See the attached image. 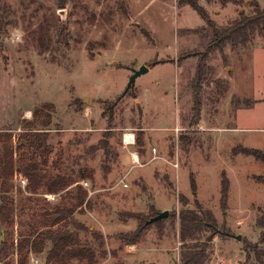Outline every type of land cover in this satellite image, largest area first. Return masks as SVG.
I'll return each instance as SVG.
<instances>
[{"label": "rangeland", "instance_id": "374dc122", "mask_svg": "<svg viewBox=\"0 0 264 264\" xmlns=\"http://www.w3.org/2000/svg\"><path fill=\"white\" fill-rule=\"evenodd\" d=\"M61 1L64 8L60 0H5L11 24L0 36V132H10L16 148L33 112L45 107L52 115L48 168L62 175L94 170V180H84L91 206L75 219L107 238L114 256L100 264H180V196L187 208L198 201L216 219L207 264H264V229L258 225L264 219V161L244 153L264 154V35L238 52L226 48V60L219 51L204 58L209 70L196 122L190 85L207 45L196 33L206 25L196 11L179 0ZM197 1L218 26L250 13L252 2L264 9V0ZM60 27L68 48L58 39ZM143 66L148 71L127 90ZM125 134L135 135L130 151L143 155L155 148L164 160L146 171L131 169ZM100 142L109 143L110 155ZM126 173L127 188L120 183ZM224 175L230 183L225 209ZM15 184L25 191L28 180L18 173ZM47 200L54 205L61 196ZM41 209L33 204L28 213ZM164 211L169 217L150 225L138 244L140 261L126 255L127 246L115 237L135 230L137 222L122 220L119 212L148 217ZM44 261L45 255L31 256L29 264Z\"/></svg>", "mask_w": 264, "mask_h": 264}, {"label": "trees", "instance_id": "16d2710c", "mask_svg": "<svg viewBox=\"0 0 264 264\" xmlns=\"http://www.w3.org/2000/svg\"><path fill=\"white\" fill-rule=\"evenodd\" d=\"M60 8L65 3L60 0ZM179 6H190L205 22V27L196 30L197 34L207 40L206 51L200 57L196 74L191 83L192 117L200 122L203 112L201 86L207 81V71L204 58L211 52L219 51L224 59V51L230 48L232 52L248 48L257 36L264 35V9L258 2H252L250 13L242 12L227 25L218 26L212 20L207 10L197 0H179ZM224 0V4L230 3ZM5 0H0V36L7 32L11 24ZM58 39L69 46L64 28H59ZM239 103V102H238ZM235 104V103H234ZM250 107L249 101L242 103ZM45 107L33 112L34 119L26 122L24 133L19 136L16 148L12 144L10 132H0V231L3 241L0 243V264H29L31 256L45 255L44 264H100L102 260L112 258L114 254L106 249L107 238L96 230L75 219L82 208L91 206L89 192L81 185L84 180H94V170L84 167L73 175L55 174L48 168V157L52 147L47 144L49 130L52 125V115L44 112ZM112 128V127H110ZM105 150L106 155L112 152L108 142L98 145ZM95 148L90 149L93 152ZM16 152L20 157L16 158ZM256 159L264 161V154L259 151H244ZM46 157V158H45ZM23 175L28 180L25 191L16 188L15 176ZM75 175V176H74ZM191 188L196 190V183L191 179ZM230 183L226 175L222 178L221 201L225 209L229 199ZM60 194L61 200L52 205L41 195ZM183 209L179 214L180 226V264H207L213 241L212 230L216 225L214 215L204 209L198 202L195 208H187L189 202L180 196ZM33 204L41 205L42 209L29 214L28 209ZM157 215L153 212L148 217L130 212H119L122 220H135V230L119 233L115 239L124 246L138 245L145 236L150 225L148 221ZM38 217V218H36ZM125 218V219H124ZM164 219L157 222L161 223ZM258 225L264 229V219L258 220ZM264 243V231L260 238ZM247 250V249H246ZM262 258L260 250H247V254Z\"/></svg>", "mask_w": 264, "mask_h": 264}, {"label": "crops", "instance_id": "0c3cea01", "mask_svg": "<svg viewBox=\"0 0 264 264\" xmlns=\"http://www.w3.org/2000/svg\"><path fill=\"white\" fill-rule=\"evenodd\" d=\"M146 131H148V130H146ZM147 135H149V132H147ZM124 148L129 150V156L126 158L128 160V162H127V160H125V162L132 165L131 169H134L136 167H140L141 169L139 171H141V172L146 171L149 169L150 166L154 165L156 160H158V159L164 160L162 157L157 155V150L155 148H152L150 150L143 152V155H140L137 151H130L132 146L124 147ZM133 157L139 160L138 164L134 165ZM178 167H179V164H178ZM130 173H132V172H130ZM135 173L138 174V171L134 172V174ZM129 175H130L129 173H126V175L124 174L123 179H121V180H124V182L127 185H128V183L126 181H127V178L129 177ZM183 175H184V172H182V174H181L180 170H179L178 178L180 179V177H181L183 179ZM132 223H134V222L132 221ZM133 228L134 227H128L129 230H131ZM124 251H125L126 255H129V257H131V258H135L137 261H140L141 257H143V254H142L143 249H140V246H138V245L127 246ZM145 257H147V256H145Z\"/></svg>", "mask_w": 264, "mask_h": 264}, {"label": "built area", "instance_id": "2783aa9c", "mask_svg": "<svg viewBox=\"0 0 264 264\" xmlns=\"http://www.w3.org/2000/svg\"><path fill=\"white\" fill-rule=\"evenodd\" d=\"M123 143H124V147H129V146H133L135 145V135L134 134H125L124 135V138H123ZM155 151V150H154ZM133 161H134V165L138 164L139 163V160L134 158L133 157ZM174 167H178V164H173ZM20 182H22L23 184H26V180L20 176ZM125 188L128 187V185L124 182V180H121L120 182ZM81 185L87 190L89 191L90 188H89V182L87 181H83L81 182ZM90 193V192H89ZM91 194V193H90ZM45 197L47 199H49L50 201H55L58 197H59V194H51V195H45Z\"/></svg>", "mask_w": 264, "mask_h": 264}, {"label": "water", "instance_id": "95a60500", "mask_svg": "<svg viewBox=\"0 0 264 264\" xmlns=\"http://www.w3.org/2000/svg\"><path fill=\"white\" fill-rule=\"evenodd\" d=\"M148 71V68L146 66L141 67L139 70L134 71V74L132 75V77L130 78L129 84H128V89H131L132 87H134L136 79L141 76L142 74L146 73ZM169 217V212L168 211H164V212H160L158 213L155 217L151 218L148 223H156L162 219H166ZM238 239L240 240L241 237L239 236Z\"/></svg>", "mask_w": 264, "mask_h": 264}]
</instances>
